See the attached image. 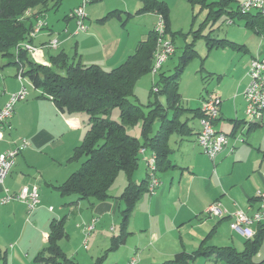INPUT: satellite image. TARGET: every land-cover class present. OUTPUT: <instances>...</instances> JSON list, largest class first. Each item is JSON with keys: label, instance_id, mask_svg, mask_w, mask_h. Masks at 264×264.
Segmentation results:
<instances>
[{"label": "crops", "instance_id": "crops-1", "mask_svg": "<svg viewBox=\"0 0 264 264\" xmlns=\"http://www.w3.org/2000/svg\"><path fill=\"white\" fill-rule=\"evenodd\" d=\"M160 1L169 6L187 2ZM79 2L69 1L62 9L60 3L41 14L45 25L31 40L34 46L41 48L39 63L48 65L51 55L63 51L69 57L77 55L83 65L96 64L109 70L134 52L138 42L147 37L157 20L154 11L138 13L142 0H93L86 7V31L76 33L75 22L68 17V12ZM239 23L243 30L229 28L225 36L215 34L216 22L206 24L208 30L205 34L217 39L226 38L240 47L209 48L206 45V57L211 56L212 63L205 68L201 66L200 72H208L211 78L216 76L217 83L211 89L205 86V93L198 97L191 96L190 99L184 92L182 94L180 85L184 72L180 74L179 93L184 108L180 120L186 122L187 131L170 136L168 155L172 166L157 172L159 185L155 193L145 191L141 194L126 222L125 239L114 248H111L112 241L121 232L122 210L125 208L118 196L127 185L126 174L118 173L106 200L61 195L55 186L63 183L79 166L78 161L68 159L87 131V115L85 112H63L50 98L40 96L39 90L28 86L26 99L15 104L3 129L0 151L13 148L23 139L28 141V145L17 154L4 184L13 193L24 185L36 184L39 203L31 212L20 201L0 204V251L7 252L9 264H43L35 257L47 245L51 221L62 218L67 236L59 241V245L75 264H93L103 254L102 264H124L132 257L137 259V264H160L172 261L180 252L191 254L201 245L232 247L237 251L244 249L247 239L231 230L230 216L213 217L205 212L213 202L220 203L228 212L237 208L251 212L258 207L256 191L264 192V110L261 121L253 122L252 127L245 125L246 120L242 118L245 114L242 94L248 81L247 65L252 57L264 56V34L246 27L243 21ZM171 27L170 22V31ZM51 37L59 40L55 49L44 46ZM10 62V58L1 56L0 107L8 94L20 87L15 77L17 66ZM205 73L201 76L207 84L205 82L209 79L204 80L208 76ZM208 93L221 98L213 127L231 135L214 161L201 151L196 140L200 128L196 110ZM189 101L192 104H188ZM140 129L131 134L141 139ZM241 131L244 142L233 137ZM149 154L148 148L139 154L132 174L134 183H141L147 176L145 158ZM93 218L97 219L95 225L85 236L83 224ZM253 228L256 230L255 225ZM108 251L112 253L109 255ZM252 258L255 262L264 259V236ZM187 264L229 263L216 260L214 256L199 255Z\"/></svg>", "mask_w": 264, "mask_h": 264}, {"label": "trees", "instance_id": "trees-1", "mask_svg": "<svg viewBox=\"0 0 264 264\" xmlns=\"http://www.w3.org/2000/svg\"><path fill=\"white\" fill-rule=\"evenodd\" d=\"M62 0H0V55L11 59V64L22 67L23 74L31 84L40 90V96L50 98L56 107L68 113L85 112L87 131L82 141L76 145L69 161H78L76 170L55 186L63 196L74 194L79 199L102 201L110 197L109 190L119 172L127 176V185L118 196L124 204L122 210L121 232L113 238L111 248L123 242L126 236V222L135 203L147 191L148 175L141 183H134L132 174L139 160V148H148L156 155L157 172L172 166L169 159V139L173 133L184 134L187 124L180 120L184 108L181 106L179 80L184 66L196 54L193 43H188L173 73L159 71L153 87L155 95L161 94L165 103L157 97L144 106L133 102L134 86L138 79L150 72L156 36L151 30L144 40L136 45L134 52L121 64L105 70L99 65H83L77 55L69 57L59 51L49 58V64L34 62L30 54L19 46L20 42H31L28 33L36 16L49 9L56 8ZM194 8L206 10L202 24L214 23L223 15L232 22L240 20L248 28L264 34V14L260 12L241 13L237 0H186ZM27 9L30 15H25ZM154 11L164 19L166 33H170L169 7L164 1L142 0L138 13ZM105 18V17H104ZM195 16L193 15V19ZM102 20V19H101ZM201 29L192 30L194 38L202 36L210 47H240L226 38H212L202 35ZM173 42V39H171ZM174 43V42H173ZM113 108L119 110V121L108 118ZM200 116L199 108L196 110ZM159 122L153 133V124ZM140 123L141 139L128 133L127 127ZM254 123H249L252 127ZM67 236L64 230V218L53 219L50 223L47 245L35 257L43 264H75L63 252L59 245ZM264 236V224H258L254 236L245 242L242 251L232 247H203L191 254L177 253L174 258L160 264H187L192 258L214 256L216 260L229 264H264V259L255 262L252 258ZM105 254L97 257L93 264H102ZM0 264H9L6 251H0Z\"/></svg>", "mask_w": 264, "mask_h": 264}, {"label": "built area", "instance_id": "built-area-1", "mask_svg": "<svg viewBox=\"0 0 264 264\" xmlns=\"http://www.w3.org/2000/svg\"><path fill=\"white\" fill-rule=\"evenodd\" d=\"M92 1L93 0H80L79 4L74 6L68 12V17L70 16V18L75 22L76 33L86 31V7ZM237 4L241 13L260 12L264 14V0H239ZM30 13V9L25 11V15H30ZM157 18V22L152 29L156 36V45L150 69V73L152 75L157 74L161 70L163 63L174 53V50L176 49L174 43L166 33L165 22L160 13H157ZM231 22V20H228V23ZM44 25L45 21L42 16H36L33 26L28 33L29 38H34ZM58 44L59 40H57V37H51L44 44V46L55 49ZM19 46L30 54L29 56L34 62L39 63V53L41 51L40 47H36L28 41L20 42ZM246 74L248 81L242 95L245 101L244 111L250 120L246 121L245 125L249 126V123L261 121L264 110V56L257 55V57H252L248 62ZM15 77L19 81L20 87L18 90L10 92L6 97L5 102L0 107V142L3 139V129L13 114L15 104L26 99L28 95V86L35 88L29 79L23 74L22 67L17 68ZM35 89L39 90L37 88ZM157 90V87L154 86L153 91L156 92ZM220 99V97L218 98V96L208 93L202 98L199 106L200 116L198 117V123L200 128L197 132L196 140L201 148V151L212 161H214L216 156L225 148L229 137L231 136L213 127V122L218 117L220 110ZM233 137L240 142H244L243 131ZM27 145L28 141L23 139L13 148L0 151V204H5L13 200L20 201L25 204L27 211L31 212L39 203L37 185H24L18 192L13 193L10 192L8 187L4 184L5 178L9 175L15 163L17 154ZM144 151V147L139 148V154H143ZM145 159L149 179L147 191L150 194H153L159 185V178L157 176L156 169V155L153 151H150L149 156ZM256 197L258 199V207L251 212L241 208L228 212L227 209L223 208L218 202H213L208 205V207L205 208V212L213 217H223L226 215L230 216L231 230L236 233L238 232V234L245 239H249L252 238L255 233L253 226L264 224V192L257 190ZM49 209H52V207H49ZM96 220V218H93L91 222L83 224L85 236H87L93 229ZM124 264H137V259L132 257Z\"/></svg>", "mask_w": 264, "mask_h": 264}, {"label": "rangeland", "instance_id": "rangeland-1", "mask_svg": "<svg viewBox=\"0 0 264 264\" xmlns=\"http://www.w3.org/2000/svg\"><path fill=\"white\" fill-rule=\"evenodd\" d=\"M69 1L72 0H62L61 8L65 5V3H69ZM174 1V0H172ZM171 1V2H172ZM169 19L172 23L171 31L168 33V37L170 39H173L175 51L174 54L163 63L161 69L164 71V74H171L173 73L175 66L177 65V61H179V56L181 55L182 51L184 50L185 46L188 43H193V48L196 50V54L187 62V64L183 68V77H182V84L180 85V91L187 94V96L191 99V96L198 97L199 94L205 93V86H207L209 89L213 88V85L217 83L216 76H213L211 78V74L205 73V71L200 72L201 66L204 68L209 66L212 63L211 56H207V46L205 44L204 37L193 36L192 30L201 29V33L204 35L205 32L208 30V25H203L202 21L206 17V10H201L199 7L195 6L192 8L187 2H183L182 5L179 3H171L169 6ZM87 14V12H86ZM193 15L195 18L193 19ZM88 16V15H87ZM158 19V18H157ZM157 22V20H156ZM215 34H218L219 36H225L226 31L229 28L242 29L243 25L240 22V20H237L236 23L229 24L228 19L226 15L221 16L217 20H215ZM241 34V33H240ZM1 59V55H0ZM3 59H8V57H3ZM7 67V66H6ZM201 73H205L208 75L204 80L206 81L204 84V81L202 79ZM158 73L155 75H152L150 72L146 75H143L138 79L134 86V96L129 97V99L136 103H141L144 106L148 105L150 103L149 101H153L155 97L159 99L162 103H165V98L161 94L155 95L153 93L152 87H153V81L157 79ZM2 80V77H0V81ZM30 89V87H28ZM184 96V95H183ZM186 98L185 96L183 97ZM188 104H192V102H188ZM108 118L114 119L116 121H119V110L117 108H113L111 112L108 115ZM242 118L246 121H250L249 118L246 116V114L242 115ZM159 125V122L156 120L153 124V129L155 132V128ZM137 128L140 129V124H136L134 126L127 127L128 133L134 134V132H137ZM141 131V129H140ZM137 136H140L139 134ZM175 136V134H174ZM122 173V172H121ZM98 244V242H96ZM90 246V245H89ZM105 250V249H104ZM85 251V248H84ZM112 251H108V254L110 255ZM108 255V256H109Z\"/></svg>", "mask_w": 264, "mask_h": 264}]
</instances>
